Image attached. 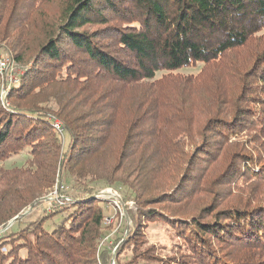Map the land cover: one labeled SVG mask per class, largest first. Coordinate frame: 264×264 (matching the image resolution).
Returning a JSON list of instances; mask_svg holds the SVG:
<instances>
[{"label":"trees","instance_id":"16d2710c","mask_svg":"<svg viewBox=\"0 0 264 264\" xmlns=\"http://www.w3.org/2000/svg\"><path fill=\"white\" fill-rule=\"evenodd\" d=\"M2 43L24 74L9 106L0 102V163H25L0 169V226L41 204L60 172L74 195L51 216L23 227L18 218L0 238V264H122L121 252L99 251L108 201L96 195L106 188L141 206L128 264H264V203L186 204L208 199L198 184L211 178L264 184V156L228 141L251 134L264 149V0H0ZM243 49L246 64L230 58ZM199 63L231 69L175 83ZM202 77L214 83L199 86ZM197 97L207 107L189 120ZM160 216L183 241L169 255L140 231ZM217 244L235 251L220 255Z\"/></svg>","mask_w":264,"mask_h":264},{"label":"rangeland","instance_id":"374dc122","mask_svg":"<svg viewBox=\"0 0 264 264\" xmlns=\"http://www.w3.org/2000/svg\"><path fill=\"white\" fill-rule=\"evenodd\" d=\"M51 7H52V10L54 11L57 9L56 6H51ZM4 44L5 43L1 44L2 46L1 49L6 51L5 49L6 46ZM260 45H262V42H258L254 46L259 47ZM6 53L8 52L6 51ZM236 53H239V56L232 55L230 58L234 57L235 60H239L243 62L244 64H246V61L249 58L248 55H246V53L248 52H245L243 49V50L236 51ZM15 64L17 63L15 62ZM230 65L231 64L229 63L226 65L225 68L221 67L219 69H210V68H207L202 63H199L196 65H190L189 67L176 71L172 75L176 76L175 77L176 80H174L175 83L180 84L182 87L183 86L188 87V84L190 82H192L193 80H196V78H198L201 75H210V76L220 75L223 78L224 76L223 69L226 70L227 67L228 69H231V67H229ZM22 74H24L23 67L20 65H17L16 75H14V79H20L22 77ZM198 82H199V86H206L210 84L211 82L214 83L213 80H209L206 77H202L201 79H199ZM220 83L222 82L219 81L218 84ZM166 85L172 87L169 84H166ZM228 86L230 87V89H234L236 94L234 93L235 96L233 97V99H236L237 95H239L238 93H240L239 90L241 89V87L238 85V82L236 83L235 80L234 81L231 80V82L229 81ZM0 91H1V85H0ZM229 101H230L229 104L231 105L232 98ZM226 102H228V100H225V101L220 100L219 104H216V108H219V107L222 108V106ZM202 107L203 105H201V99L199 97L195 99L192 98L190 101V105L184 108L185 113L187 114V117L189 118V120H192L193 118H198V113H199L200 108L201 110H203V108L207 106L205 105L203 108ZM250 135L251 134H249V136L238 135L237 137H232L231 139H229L228 141L233 143L232 144L233 146L231 147L233 152L238 151V150H244L246 153L251 154L252 158L254 157L256 160L263 158L264 149L258 150V147H257L259 139L257 137L247 139V137H250ZM212 137L213 139H216L214 136ZM242 137H244L242 140L239 139ZM219 140H221L222 143H224L225 137H223V139L221 137L219 138ZM22 158L23 157L16 156V157H13L8 162L0 163V169L1 167H3L4 169H12V167L14 166H22L25 163V159H22ZM186 165H188L187 160L181 166L182 169ZM173 171L175 172L176 176L180 175V173L183 172V170H181L176 174L177 168H175ZM158 177L160 178L159 175ZM219 178L220 177H218V179L215 182H211V179H213L211 178L203 183L198 184L199 191L200 190L209 191L210 194L207 196L208 199H205L203 196L192 197L186 203L190 211L193 212V211L199 210L201 207H203L208 202H211L212 200H214L216 205L221 204V203L225 204L227 202H230L232 199L240 203L244 202V200H247V199L249 202H252V203L254 202L264 203V200H263L264 199V184H259V183H255L252 181L237 182V180H235L234 182H229V184L225 186L224 185L219 186V183H221L220 182L221 179ZM61 179L62 178H61V172H60V174H58L57 176L56 185H59V187L61 185L64 186L65 189H63V192L67 194L68 196L73 197L74 194H72L73 191L71 190L72 184L69 182V180H65V179H62L64 182V184H62ZM181 180L182 181L184 180L182 176H181ZM175 184L176 183L174 181H170L169 186H173ZM66 186H68L69 188ZM113 189L111 188L102 189L100 190V192H97L98 195H96L97 197L104 198L106 201H108L106 202V204H102L103 205L102 207L104 208L105 213H106V217L108 218L105 220L104 225H103L104 238L100 240V245H99L100 250L99 251L102 252L104 250H107L110 252V255L112 256H114L118 252L119 253L121 252L122 254L121 257L123 259L122 264L123 263L128 264L133 255L131 251V248L133 246H131L132 242H130V236H131L130 230L133 229L134 219L135 217H137V215H139V208L141 206L137 207L136 205H134L136 203L135 202L133 203V201L125 202L123 199V196H125L126 194L125 193L121 194L120 192H118V190L116 191V189L115 190ZM126 192L127 194L129 193V191H126ZM49 195H47L41 200V204L39 205L34 204V206L29 207L26 210H24L20 216L14 218V220L10 221L7 225L3 227L0 226V238L1 236H5L6 234L10 232V229L12 228V226L14 225V223L17 221L18 218L20 222H18L16 225L18 226L21 225L20 227H23L25 225L33 223L34 221L38 220L44 215L51 216L56 210L55 208L59 205L57 203L55 204L49 203L48 201ZM223 195H226V200L224 198H223L224 200H221V197ZM228 197L230 198L228 199ZM196 201H200V202L205 201V203L198 204L196 203ZM62 205H60L59 207H61ZM159 207H162V206H159ZM163 208L167 209V207L165 206ZM129 211L132 212L133 216L132 215L130 216ZM175 211L177 212V210ZM141 223H142V228L140 229V231H141L143 238L147 240L148 242V244L145 245V247L147 248L150 246H154L158 251L165 248L166 254L169 255L172 253L174 249H176V246L174 244L175 241L179 243H183L182 239L178 238L174 234L165 216H160V217H157L151 220L143 219ZM0 247H2L1 244H0ZM216 247L220 249L219 254L224 255L226 257H228V255L230 254H233L235 251V250L229 251L228 246L222 247L219 244H217ZM2 250L5 251L4 249ZM178 250L179 252L181 251V249H178ZM100 259L101 257L98 256V259H97L98 262H101ZM112 264H114V262Z\"/></svg>","mask_w":264,"mask_h":264},{"label":"built area","instance_id":"2783aa9c","mask_svg":"<svg viewBox=\"0 0 264 264\" xmlns=\"http://www.w3.org/2000/svg\"><path fill=\"white\" fill-rule=\"evenodd\" d=\"M13 56L9 53H6L4 50L0 49V81H1V91H0V102L4 107H8L7 103V94L9 88L17 84L19 79H14L16 75V66ZM55 127L61 131L60 125L57 123ZM64 186L56 185L53 190V193L49 195V203H57L59 206L69 201L71 198L63 192Z\"/></svg>","mask_w":264,"mask_h":264},{"label":"water","instance_id":"95a60500","mask_svg":"<svg viewBox=\"0 0 264 264\" xmlns=\"http://www.w3.org/2000/svg\"><path fill=\"white\" fill-rule=\"evenodd\" d=\"M8 106H9V104H8Z\"/></svg>","mask_w":264,"mask_h":264}]
</instances>
